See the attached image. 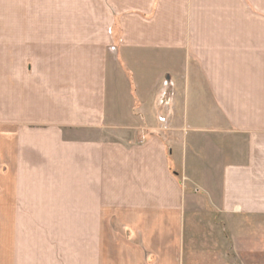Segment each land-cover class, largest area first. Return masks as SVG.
<instances>
[{
  "label": "crops",
  "instance_id": "0c3cea01",
  "mask_svg": "<svg viewBox=\"0 0 264 264\" xmlns=\"http://www.w3.org/2000/svg\"><path fill=\"white\" fill-rule=\"evenodd\" d=\"M259 257L264 0H0V264Z\"/></svg>",
  "mask_w": 264,
  "mask_h": 264
},
{
  "label": "rangeland",
  "instance_id": "374dc122",
  "mask_svg": "<svg viewBox=\"0 0 264 264\" xmlns=\"http://www.w3.org/2000/svg\"><path fill=\"white\" fill-rule=\"evenodd\" d=\"M4 62V60H2ZM18 63L23 64V58H18ZM258 263L259 264H264V259L263 258H258Z\"/></svg>",
  "mask_w": 264,
  "mask_h": 264
},
{
  "label": "built area",
  "instance_id": "2783aa9c",
  "mask_svg": "<svg viewBox=\"0 0 264 264\" xmlns=\"http://www.w3.org/2000/svg\"><path fill=\"white\" fill-rule=\"evenodd\" d=\"M159 121H161L163 123V125L166 123L165 118H163V117H159Z\"/></svg>",
  "mask_w": 264,
  "mask_h": 264
}]
</instances>
